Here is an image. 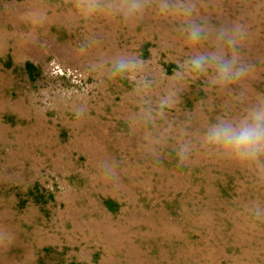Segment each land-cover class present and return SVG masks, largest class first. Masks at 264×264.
I'll use <instances>...</instances> for the list:
<instances>
[{"label": "rangeland", "instance_id": "obj_1", "mask_svg": "<svg viewBox=\"0 0 264 264\" xmlns=\"http://www.w3.org/2000/svg\"><path fill=\"white\" fill-rule=\"evenodd\" d=\"M231 2V0H229ZM70 0H0V264H264V185L195 156L156 166L128 136L130 85H99L91 62L139 54L159 95L187 51L171 19L150 12L135 27L69 16ZM93 41L86 52L81 43ZM245 58L256 65L249 91L264 92V21L252 26ZM203 93L182 94L170 114L192 112L203 127L224 111L201 110ZM85 103L77 120L72 105ZM114 161L117 179L100 165Z\"/></svg>", "mask_w": 264, "mask_h": 264}, {"label": "clouds", "instance_id": "obj_2", "mask_svg": "<svg viewBox=\"0 0 264 264\" xmlns=\"http://www.w3.org/2000/svg\"><path fill=\"white\" fill-rule=\"evenodd\" d=\"M69 16L77 26L87 27L97 17L114 19L125 27L138 26L154 12L171 19L186 45L184 59L168 86L159 94L157 79L139 54L121 53L109 60L89 63L88 71L99 74V85H130L133 110L125 123L142 155L154 165L166 155L174 156L177 169L195 156L225 165L264 185V92L251 94L249 81L256 65L245 58L244 46L252 26L264 21V0H70ZM93 41L86 37L81 51ZM193 88L203 93L197 101L203 110L220 101L224 111L203 127H193L194 114L177 124L171 117L182 94ZM77 120L88 116L85 103L72 105ZM106 179H117L114 161L100 165ZM248 211L264 220V205L252 201ZM14 233L0 227V244L11 243Z\"/></svg>", "mask_w": 264, "mask_h": 264}]
</instances>
